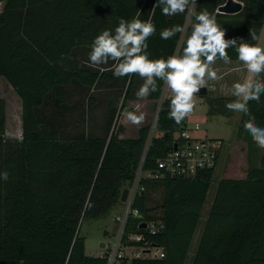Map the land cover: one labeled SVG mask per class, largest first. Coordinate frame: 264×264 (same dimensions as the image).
<instances>
[{"label": "trees", "instance_id": "1", "mask_svg": "<svg viewBox=\"0 0 264 264\" xmlns=\"http://www.w3.org/2000/svg\"><path fill=\"white\" fill-rule=\"evenodd\" d=\"M1 1L0 77L22 101L23 130L22 138L7 137V101L0 95V171L9 173L7 181H0V264H108L105 257L86 253L82 224L105 217L121 203L145 152L144 170H156V160L172 148L174 134L185 122L178 125L169 117L168 98L153 134L148 125L136 137L122 138L125 129L117 126L116 118L127 101L137 99L135 92L143 81L137 75L114 77L112 61L90 66L82 55L89 53L97 34L116 26L121 17L146 20L150 14L157 26L156 35L149 38L150 52L154 57L176 54L182 34L163 40L160 30L174 24L185 27L192 10L193 22L205 9L216 15L226 37L243 38L257 48L264 0H240L244 6L236 14L218 12L227 0H196L194 8L192 4L172 17L162 15L159 7L153 11L155 0ZM229 52L236 61L234 50ZM120 81L122 93L117 102L109 103L102 135H64L41 113L50 97L63 103V89L70 84L113 87ZM164 85L148 99L157 102ZM233 102L223 96L210 98L209 113L231 117L225 105ZM249 114L264 125V97L259 105H249ZM246 122L240 118L238 127L244 134L239 141L246 147L248 167L244 176L229 177L226 171L219 180L191 264H264V150L243 131ZM215 173L210 169L195 178L166 175L140 181L145 190L136 194L132 206L143 219L164 223L148 237L166 254L131 264H188ZM139 222L131 217L127 233H146Z\"/></svg>", "mask_w": 264, "mask_h": 264}, {"label": "clouds", "instance_id": "2", "mask_svg": "<svg viewBox=\"0 0 264 264\" xmlns=\"http://www.w3.org/2000/svg\"><path fill=\"white\" fill-rule=\"evenodd\" d=\"M196 0H155L153 11L159 7L161 14L172 17L185 13ZM157 26L151 14L146 20L138 16L131 19L121 17L116 26L103 29L97 34L88 53L90 66L114 63L112 74L117 78L137 75L143 81L135 92L137 100L149 98L158 92L160 84H166L172 95L169 98V117L181 124L196 108L195 95L209 81L220 79L214 65L217 61L231 64L235 59L250 77V82L235 85L231 89L233 103L225 105L229 113L247 121L243 131L256 146L264 150V125L258 124L249 114V105L261 103L264 97V51L249 47L243 38L226 37L225 28L214 13L201 10L195 14L189 31L184 38L180 54L154 57L149 50V38L156 35ZM178 33L184 34L185 27L174 24L160 30L159 36L169 40ZM127 121L140 126L146 119L139 103L127 112ZM9 173L0 171V181H7Z\"/></svg>", "mask_w": 264, "mask_h": 264}, {"label": "rangeland", "instance_id": "3", "mask_svg": "<svg viewBox=\"0 0 264 264\" xmlns=\"http://www.w3.org/2000/svg\"><path fill=\"white\" fill-rule=\"evenodd\" d=\"M193 12L194 10H192L187 17L185 33L181 35L176 54L181 52L184 38L187 36L189 25L192 23ZM258 49L264 51V43ZM82 57L88 61L87 52L84 53ZM214 67L220 79L209 81L206 85L208 87V92L206 94L197 93L195 95L196 108L193 113L188 116L187 123L188 125L196 122L201 124V129L196 132V137L198 139H221L224 140L227 145L222 154L220 165L216 169L214 182L208 194L202 222L197 230L188 264H191L197 242L203 233L209 209L215 199L219 180L224 177L226 171L229 177L244 176L248 167L246 147L239 141L244 135L238 127L240 118L235 114L231 117H226L220 114L211 115L209 113L210 98L220 96L232 98V87L245 84L244 70L242 66L233 63L226 65L215 64ZM121 93V81L118 82L117 86H98L94 88H88L80 83H73L63 89V94L65 95V101L63 103H59L55 98L50 97L47 105L41 110V113L52 120L56 128H59L64 135L73 136L76 134L91 133L102 135L105 132V125L109 117V103L110 101L117 102ZM0 95L7 101V137L11 139L22 138L23 111L20 97L15 91L11 90V85L4 79L0 80ZM137 103L141 105V110L146 114V119L140 126L131 125L126 119L127 112L133 110L134 105ZM158 109L159 101H152L148 98L144 100L133 99L127 101L126 105L122 107V112L116 118L117 126H123L125 129L121 137H136L139 129L143 126L150 125L153 129ZM174 137H177V134H174ZM234 146H236V148ZM233 147L235 148V152H233ZM154 197L156 201H158L161 195L157 193ZM124 213L125 203L121 202L105 217L85 221L82 224L81 235L85 237L86 253L88 255L100 256L104 252V248L100 247L101 242L109 243V240L116 235V228L118 226H116L115 223V215H124Z\"/></svg>", "mask_w": 264, "mask_h": 264}, {"label": "built area", "instance_id": "4", "mask_svg": "<svg viewBox=\"0 0 264 264\" xmlns=\"http://www.w3.org/2000/svg\"><path fill=\"white\" fill-rule=\"evenodd\" d=\"M172 95L167 85H164L163 92L159 101L158 114L155 125L159 118V112L163 102ZM188 117L185 119V126L177 132L174 137L172 148L159 157L156 170H144V162L147 152L144 153L140 166L136 172L133 184L129 188V195L125 203L124 215H115L116 235L106 243L104 252L100 255L105 257L108 264H131L134 259H158L165 257V249L156 245L148 237L157 234L163 227L161 220H145L137 209L133 208V201L136 194L145 190L140 181L145 178H161L170 175L174 178H195L199 172L210 169H217L220 165L222 154L226 147V142L221 139H198L196 132L201 129V124L196 122L188 125ZM151 141L148 142L147 148ZM177 143V147L174 144ZM147 151V149H146ZM134 217L140 222V228L145 232L127 233L129 219ZM143 222L147 227H141ZM149 250V251H148Z\"/></svg>", "mask_w": 264, "mask_h": 264}, {"label": "water", "instance_id": "5", "mask_svg": "<svg viewBox=\"0 0 264 264\" xmlns=\"http://www.w3.org/2000/svg\"><path fill=\"white\" fill-rule=\"evenodd\" d=\"M243 2L240 0H227L223 5H221L218 8V12L220 13H225V14H236L238 12H240L243 9ZM208 92V87L206 86L204 89H201V92H199L200 94H206ZM169 133L167 132L166 136H168ZM177 143L174 144V147H177ZM129 188H125L122 192L121 195V202H126L128 195H129ZM141 227L146 228L147 227V223L143 222L141 224ZM106 243L105 242H101L100 247L101 248H105ZM149 251V250H148Z\"/></svg>", "mask_w": 264, "mask_h": 264}, {"label": "crops", "instance_id": "6", "mask_svg": "<svg viewBox=\"0 0 264 264\" xmlns=\"http://www.w3.org/2000/svg\"><path fill=\"white\" fill-rule=\"evenodd\" d=\"M4 4H5V2H2V1L0 2V13H1L2 10H3ZM263 43H264V27H263V29H262V31H261V34H260V37H259V40H258L257 49H258L259 47H261V45H262ZM232 63L235 64V65L240 66L239 63H238L237 61H232ZM232 63H231V64H232ZM216 64H218V65H226V64H224V63L221 62V61H217ZM243 74L245 75V84L248 83V82H250V77H248V75L245 73V71H244ZM2 79H4L9 85H11V84L6 80V78H4V77H0V80H2ZM11 90L14 91V88L12 87V85H11Z\"/></svg>", "mask_w": 264, "mask_h": 264}]
</instances>
